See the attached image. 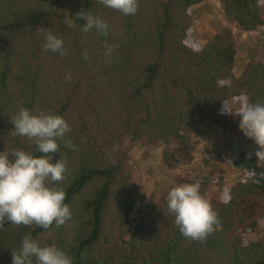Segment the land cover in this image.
<instances>
[{
    "label": "trees",
    "instance_id": "obj_1",
    "mask_svg": "<svg viewBox=\"0 0 264 264\" xmlns=\"http://www.w3.org/2000/svg\"><path fill=\"white\" fill-rule=\"evenodd\" d=\"M137 2L136 14L125 16L98 0H0V152L40 155L27 137L10 135L20 107L62 116L69 130L54 159L67 171L56 184L72 214L48 229L0 223V264H11L28 234L41 246L55 244L73 264H264V238L243 236L258 224L246 210L264 193V158L255 145L247 149L254 142L238 130V118L221 112L225 103L237 109L244 96L264 102V40L246 57L239 38L264 26V0H216L218 10L209 0ZM81 11L106 21L107 35L70 28L65 18L82 26ZM206 19L210 31L197 25ZM42 27L63 39L66 55L42 50ZM106 44L118 45L111 56ZM207 135L212 150L225 151L216 164L209 153L204 161L213 172L222 163L229 178L187 182L200 185L221 225L192 241L180 235L167 203L146 204L132 162L144 166L133 156L138 147L141 158L157 151L165 169L169 160L190 162L192 138Z\"/></svg>",
    "mask_w": 264,
    "mask_h": 264
},
{
    "label": "clouds",
    "instance_id": "obj_2",
    "mask_svg": "<svg viewBox=\"0 0 264 264\" xmlns=\"http://www.w3.org/2000/svg\"><path fill=\"white\" fill-rule=\"evenodd\" d=\"M98 2L125 16L135 15L138 10L137 0ZM76 17L84 21L83 25L78 26L69 15L65 22L70 28H79L83 32L94 30L100 36L107 35L109 25L98 15L81 11ZM40 33L44 52L66 55L67 49L61 37L43 27ZM115 47L118 45L106 44L105 55L111 56ZM221 112L238 118V130L259 146L256 158H264V102L253 103L244 96L237 109L233 111L225 103ZM11 122L13 130L10 135L27 137L40 155L18 147L10 152H0V223L7 220L10 224H35L43 229H48L53 223L63 225L72 214L65 203L66 191L56 182L64 179L67 169L62 159H54V154L59 149L58 141L69 130L67 121L52 112L33 113L29 108L20 107ZM112 151H116L115 146ZM109 160L115 163L111 157ZM249 176L255 177L256 173L250 171ZM166 201L168 211L185 239L204 241L221 227L211 204L201 195L198 183L171 187ZM34 261L35 264H73L71 256L64 250L55 244L41 246L28 234L22 238L19 249L12 252L11 264H33Z\"/></svg>",
    "mask_w": 264,
    "mask_h": 264
},
{
    "label": "rangeland",
    "instance_id": "obj_3",
    "mask_svg": "<svg viewBox=\"0 0 264 264\" xmlns=\"http://www.w3.org/2000/svg\"><path fill=\"white\" fill-rule=\"evenodd\" d=\"M209 3L215 7V10H218V6L216 0H209ZM211 18V17H209ZM212 20L206 19L202 22V24H198V27H202L203 29H210V25ZM233 31H237L238 28L232 24L231 25ZM210 31V30H209ZM242 43V49L246 53V57L249 56L251 51L261 43V40H264V26L259 30L253 31V34H241L239 37ZM217 138L222 139V136L219 134ZM193 145L195 148V157L190 162L181 161L180 164L174 163L173 160L170 161V168L165 169L161 166V159L157 158V151H153L150 157H142L140 156V152L142 148H135L134 151V159L144 163L143 167H139L137 162L134 160L132 164L135 167L140 169V192L146 194L147 200L146 204H148L152 199L155 201H159L160 203H167L166 196L168 190L171 187H174L179 184L187 183L188 181H201L209 178H216L219 176H224L229 178V173L221 168L223 165L218 164L216 170L213 172L211 169V165H209L206 161H204V154L209 153L211 155V162L214 164L219 162L221 159L219 156L224 153L225 148H222L220 151L212 150L213 145V137L211 135H207L204 137H193ZM253 145H255L256 151L259 149L255 143H250L247 149H253ZM160 151V150H159ZM240 177V173H235L234 179H238ZM211 184V183H210ZM162 185L166 186V189L162 188ZM216 185V184H215ZM250 207L246 211L250 215V213H255L257 219V227L250 232L243 233L244 240L248 242L256 241L258 238H264V193L260 195H256L249 202Z\"/></svg>",
    "mask_w": 264,
    "mask_h": 264
}]
</instances>
